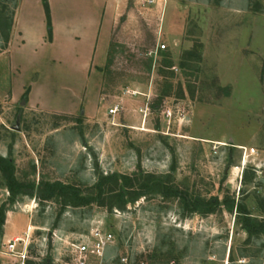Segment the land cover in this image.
Instances as JSON below:
<instances>
[{
  "label": "rangeland",
  "instance_id": "374dc122",
  "mask_svg": "<svg viewBox=\"0 0 264 264\" xmlns=\"http://www.w3.org/2000/svg\"><path fill=\"white\" fill-rule=\"evenodd\" d=\"M1 2L14 23L21 0ZM50 3L55 22L101 20L98 0ZM111 5L112 27L107 35L103 17L87 75L72 56L60 58L62 46L18 53L12 29L7 44L0 38V156H11L20 182H59L90 199L12 196L0 171V264H67L68 241L96 226L114 235V264L120 255L132 264H264V231L243 227L246 215L264 221V0ZM25 6L46 22L41 0ZM114 174L136 179L123 204L113 183L103 199L94 189ZM146 176L218 204L189 211L157 188L130 201Z\"/></svg>",
  "mask_w": 264,
  "mask_h": 264
},
{
  "label": "trees",
  "instance_id": "16d2710c",
  "mask_svg": "<svg viewBox=\"0 0 264 264\" xmlns=\"http://www.w3.org/2000/svg\"><path fill=\"white\" fill-rule=\"evenodd\" d=\"M46 14V25H47V39L50 41L52 38V26H51V16L48 0H41ZM13 10H8V7L1 2L0 3V38L3 39L4 44H7L10 37V32L13 26ZM0 171L4 174L6 178L7 188L12 196H15L19 193L22 194H35V189H37V194L41 199H48L53 197L55 194L59 196L66 197V201H69V205L78 206L86 204L90 201L89 198L81 196L80 190L69 185H64L59 182L54 183H44L40 186H35L34 184H26L20 182L15 176V167L11 156L2 157L0 156ZM136 180V179H135ZM132 178L125 175L114 174L109 177H102L94 189L96 190L97 195L101 199L102 194L105 191V186L112 184L109 188V192L118 190L113 194V198L118 199L121 203L127 202L125 197L128 196L126 193V188H133V182L135 181ZM119 181H122L120 187L118 186ZM157 188L160 192L165 195L172 194L177 197H180L183 200V205L189 211H200L201 213H211L215 210V206L218 204L217 198H209L207 200L201 198L191 199L187 192L178 190L176 186L163 184L162 180H157L153 176H146L144 181L140 183V191L132 190L128 199L133 201L138 197L142 196L146 191ZM224 204L227 208H232L235 205L234 200L225 198ZM236 208L239 211L244 210V207L240 204H236ZM5 205L0 207V234L2 232V226L5 220ZM243 227L250 233L259 232L260 230L264 231V221H257L250 216H244L243 218Z\"/></svg>",
  "mask_w": 264,
  "mask_h": 264
},
{
  "label": "crops",
  "instance_id": "0c3cea01",
  "mask_svg": "<svg viewBox=\"0 0 264 264\" xmlns=\"http://www.w3.org/2000/svg\"><path fill=\"white\" fill-rule=\"evenodd\" d=\"M40 1V0H39ZM102 7L101 20L98 18L93 21H89L87 24L83 23L78 25L75 22L67 21L63 23L55 22L51 0V26H52V38L47 41V25L44 18L40 16L39 20L33 21L32 9H27L25 6L26 0H21V4L15 14V21L13 23L10 50L15 46L18 49V53L30 50L34 55L37 54L38 47L44 46L56 50L62 46V54L60 58H68L72 56L73 60L78 62V67L83 70L86 75L89 73L94 60V54L97 48V41L102 31L103 17L108 18L105 22V30L108 35L110 27H112V18L114 14L113 6H110L112 0H108L109 3L105 4L102 0H98ZM111 24V25H110ZM79 49L80 55H73L75 50ZM66 55V56H65ZM95 63V62H94ZM37 88V87H36ZM10 241V240H8Z\"/></svg>",
  "mask_w": 264,
  "mask_h": 264
},
{
  "label": "built area",
  "instance_id": "2783aa9c",
  "mask_svg": "<svg viewBox=\"0 0 264 264\" xmlns=\"http://www.w3.org/2000/svg\"><path fill=\"white\" fill-rule=\"evenodd\" d=\"M161 49L165 48V44L159 46ZM118 111V106L111 107L109 113L115 115ZM244 149V156L252 155L255 153L253 148L249 151ZM248 152V153H247ZM245 162L241 164L244 166ZM114 235L110 231H105L101 227L96 226L90 230L88 234L81 235L74 240L68 241V248L70 253L68 254L67 264H114L106 257L107 247L113 243ZM11 249L14 248V243H9ZM115 264H132L128 255H120L118 262Z\"/></svg>",
  "mask_w": 264,
  "mask_h": 264
},
{
  "label": "water",
  "instance_id": "95a60500",
  "mask_svg": "<svg viewBox=\"0 0 264 264\" xmlns=\"http://www.w3.org/2000/svg\"><path fill=\"white\" fill-rule=\"evenodd\" d=\"M14 128L18 130V126H15Z\"/></svg>",
  "mask_w": 264,
  "mask_h": 264
}]
</instances>
